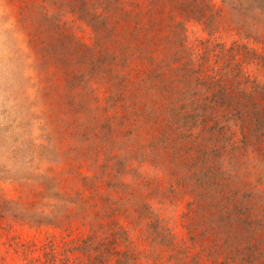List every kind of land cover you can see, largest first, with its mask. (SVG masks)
Instances as JSON below:
<instances>
[{
	"label": "trees",
	"instance_id": "obj_1",
	"mask_svg": "<svg viewBox=\"0 0 264 264\" xmlns=\"http://www.w3.org/2000/svg\"><path fill=\"white\" fill-rule=\"evenodd\" d=\"M19 1L0 230L46 228L10 238L27 264H264V0Z\"/></svg>",
	"mask_w": 264,
	"mask_h": 264
},
{
	"label": "rangeland",
	"instance_id": "obj_2",
	"mask_svg": "<svg viewBox=\"0 0 264 264\" xmlns=\"http://www.w3.org/2000/svg\"><path fill=\"white\" fill-rule=\"evenodd\" d=\"M215 1L221 4V0ZM252 1L257 2V0ZM19 7V0H0V54L4 52L7 56L10 54L11 56L14 55L16 58L14 61L11 60L13 68H15L18 73L17 78L21 80V83L16 86V92L19 93L22 91L23 93V91H28V93L33 95L36 91L34 81L37 78V71L33 67L35 53L28 45V35L20 21ZM201 33L202 31L196 24L190 25V34L192 37L200 35ZM3 78V74L0 73V81H2ZM7 78L13 79L14 75H7ZM4 119L7 120L6 113H0V127L8 123L6 120L5 122L2 121ZM40 131L41 130L36 126L35 133L33 134H37ZM7 134L8 132L4 133V129H0V138L4 137V135L7 136ZM8 162H10V160L8 161L5 153L0 150V164H6ZM0 186L4 187L10 195L15 193V183L0 182ZM46 233V228L37 230L22 225H15L11 231L0 230V255L6 257L5 262L0 259V264H27L22 250L10 244L11 237L19 235L21 238L25 239L35 238L40 242V240L45 237ZM36 253H41V249L37 250Z\"/></svg>",
	"mask_w": 264,
	"mask_h": 264
}]
</instances>
